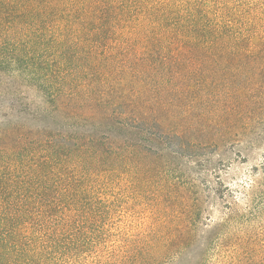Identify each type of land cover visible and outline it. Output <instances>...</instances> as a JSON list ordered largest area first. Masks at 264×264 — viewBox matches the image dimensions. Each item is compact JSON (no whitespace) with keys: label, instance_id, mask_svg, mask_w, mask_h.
Segmentation results:
<instances>
[{"label":"trees","instance_id":"obj_1","mask_svg":"<svg viewBox=\"0 0 264 264\" xmlns=\"http://www.w3.org/2000/svg\"><path fill=\"white\" fill-rule=\"evenodd\" d=\"M1 87L0 264H264V0H0Z\"/></svg>","mask_w":264,"mask_h":264},{"label":"rangeland","instance_id":"obj_2","mask_svg":"<svg viewBox=\"0 0 264 264\" xmlns=\"http://www.w3.org/2000/svg\"><path fill=\"white\" fill-rule=\"evenodd\" d=\"M0 90H2V87L0 88ZM31 98L33 99V103L29 104L28 100H25L22 104V106L24 108H27V112H16L13 110H10V107L8 106V99H11L14 96H8L7 99L4 97V94H0V120L2 115L5 113L6 107H9V112L11 113V117H13V119L15 121H18L20 123L26 124L30 127H45L47 125H49L51 123V119L49 116V110L46 109V107L44 106V104L42 102H40L38 100L37 97L34 96L33 93H31L30 95ZM21 105H19V103H17V105L15 106L16 109H23ZM27 106V107H25ZM31 106V107H30ZM248 139L251 138L250 136L247 137ZM237 150V149H236ZM243 154L242 157H247L248 162L247 164H243V163H239L236 164L234 163L231 167V177H237L238 175H240L245 169L246 165H250L253 164L255 161H257V159L259 158V156L261 155V153L264 151V145L258 147V148H243ZM236 157V156H235ZM238 158H240L241 156H238ZM245 159V158H244ZM240 160V159H239ZM241 162V161H240Z\"/></svg>","mask_w":264,"mask_h":264}]
</instances>
